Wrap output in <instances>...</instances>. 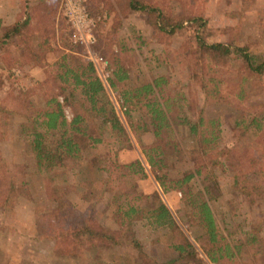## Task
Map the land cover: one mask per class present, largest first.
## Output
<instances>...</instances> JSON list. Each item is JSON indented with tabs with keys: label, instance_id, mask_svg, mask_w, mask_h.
Listing matches in <instances>:
<instances>
[{
	"label": "trees",
	"instance_id": "obj_1",
	"mask_svg": "<svg viewBox=\"0 0 264 264\" xmlns=\"http://www.w3.org/2000/svg\"><path fill=\"white\" fill-rule=\"evenodd\" d=\"M61 2L37 0L33 8L36 10L35 18L39 22L60 18ZM92 2L94 0H85L86 5ZM170 2L126 0V6L122 4L121 9L123 13L137 11L142 14L160 39H165L164 35L171 37L185 28L195 26L191 40L183 44L182 48L200 66V70L193 74L201 82L203 90L220 95L217 90L218 76L215 72L211 76L207 75V58L218 60L219 65L231 64L233 61L241 67V71H238L240 86L236 98L239 101L248 100L250 95L246 88L252 79L260 80L264 74V50L252 48V44L250 46L247 42L239 43L236 39L219 40L204 12L198 11L187 16L175 14L169 8ZM88 9L90 11V7ZM26 15L6 26L0 16L1 48L9 49L15 40L26 47L28 44L30 48L33 39L28 27L33 10H29ZM121 24L122 19L117 12L114 26L108 29L109 34L104 36L97 32L96 47H103L102 53L112 72L109 84L120 93L123 113L141 144L146 161L139 157L122 161L116 158V154L108 160L102 155L97 156L104 144H112L118 149L132 148L134 141L114 102L106 93V86L95 65L82 60L76 53L62 51L53 66V84L49 80L46 82V87H49L42 92L40 103L29 101L31 106L18 114L21 118L16 122V140L23 148V164L12 165L0 151V209L11 200L34 194H31L30 175L38 173L44 176L45 184L43 198L37 200V229L32 237L52 240L54 256L57 259L66 258L68 263L65 264H189L190 260H198L197 248L180 228L160 191H141L134 185L135 181L149 176L150 167L163 193L176 190L186 196L185 200L191 205L192 221L206 234L205 249H208L210 260L214 264H237L233 247L223 242V231L205 191H189L187 187L195 177L204 183L211 182L214 168L221 165L225 169V159L234 160L231 151L227 154L220 148L221 120L207 117L203 110L196 119L181 112L175 113L168 95L164 93L168 83L165 76L151 80L141 75L138 69L139 74L133 77L128 48L117 34ZM116 44L119 48H111L108 53L107 49ZM251 102L255 108L249 116L237 115L233 122L241 128V138L246 136L249 128H253L256 133V152L250 153L249 147L242 148L243 154L233 161V169L229 167L232 169L229 171L231 187L235 192L262 196L264 100L259 104L251 98ZM66 106L76 108L71 119L66 115ZM136 111L139 115L135 122ZM169 115H174L178 124L187 127L186 138L194 145L188 149L194 168L192 172H172L169 162L184 153V150ZM148 131L154 134V140L144 143L142 134ZM240 147L239 144V151ZM93 156H96L95 160ZM94 165L96 168L88 171ZM79 171L82 176L74 183L61 184L62 176L66 181L70 173H77L78 176ZM97 171H102L104 176L98 178ZM102 185L107 188L105 191L110 192L105 216L112 223L108 226L84 216L70 198V187L93 195ZM138 227L143 230L144 238L139 235ZM167 249L176 254L169 260L162 259Z\"/></svg>",
	"mask_w": 264,
	"mask_h": 264
},
{
	"label": "rangeland",
	"instance_id": "obj_2",
	"mask_svg": "<svg viewBox=\"0 0 264 264\" xmlns=\"http://www.w3.org/2000/svg\"><path fill=\"white\" fill-rule=\"evenodd\" d=\"M121 1L94 0L90 5L87 3V7L93 12L92 15L100 16L95 29L96 36L97 32L104 36L109 34L108 29L114 26L115 15L118 12L122 24L118 27L117 34L128 48V60L132 61L130 63L132 76L139 74L138 69L141 75L151 80L165 76L168 83L165 85L164 93L168 95L172 109L176 110L175 113L181 112L196 119L203 110L207 117L221 120L220 148L227 154L231 151L234 160L230 161L226 158L225 169H222L221 165L214 168L211 182L204 183L202 179L195 177L187 187L189 191H197V189L205 191L218 225L223 231L225 239L223 242L230 243L236 252L235 263L264 264V193L262 196L259 194L248 196L235 192L231 187L229 171L233 161L243 154L242 148L249 147L250 153L256 152L254 143L256 133L253 128H249L246 136L241 138V128L233 121L237 115L248 117L253 111L255 107L251 105L254 104L251 98L259 104L264 100V74L260 80L252 79L246 88L247 94L250 95L248 100L239 101L236 95L240 86L237 81L240 78L238 74L241 71L240 64L230 60L231 64L219 65L218 60L211 61L207 58L209 65L206 67L207 75L211 76L215 72L218 76L215 78L218 80L217 90L220 91L218 92L220 95L205 92L201 82L193 74L196 70H200V66L195 64L194 59L185 54L182 48L183 44L191 40L195 26L185 28L171 37L164 35L165 39H160L142 14L137 11L123 13L121 5L126 6V0L120 3ZM36 3L37 0H0V16L5 26L20 17L25 18L26 13L33 10L31 24L28 27V33L33 39L30 42L32 51L28 44L26 47L18 40H15V44L9 49L0 47V151L2 156L16 166L22 165L25 159L22 157V145L16 140V122L21 118L18 114L24 113V108L31 106L28 104L29 101L40 103L42 92L47 91L49 87H46V82L53 79L55 72L53 66L61 52H73L82 60L89 61L84 47L72 45L70 27L62 14L55 21L39 22L35 18L36 10L33 9ZM168 5L173 13H182L181 15L184 16L198 11L204 12L219 40L236 39L239 43L247 42L250 46L252 44V48L264 50V0H171ZM104 14L106 18L103 17ZM237 25L238 28L234 30ZM1 33L0 30V35ZM102 48L99 49L95 45L94 53L103 56L107 61ZM111 48L116 50L119 47L117 44L112 45L107 49L108 53ZM106 93L114 102L134 145L132 148L120 149L112 144L100 145L97 156L102 155V158L108 160L116 154V158L122 161L137 157L146 161L140 148L141 144L137 141L123 113L119 91L110 85L106 87ZM75 110V107L66 106L65 112L69 119L73 117ZM134 115L136 122L139 114L136 111ZM170 118L185 153V156L181 153L169 162L172 165V172L177 170L192 172L194 168L188 149H192L194 145L186 138L187 127L178 124L174 115ZM142 140L144 143H150L154 140V134L151 131L145 132L142 134ZM239 144L242 146L240 151L237 149ZM93 159L95 160L96 156H93ZM95 168L96 165L88 171ZM148 172L149 176L146 179L137 180L134 185L141 191H160L180 228L197 248L199 259L190 260L189 264H214L210 260L208 249H205L206 234L192 221L191 205L185 200L186 196L176 190L163 193L150 167ZM32 174L30 175L31 194H34L11 200L0 209V264L68 263L66 258L57 259L54 256L52 240H38L32 237L37 229V209H39L37 200L43 198L45 184L44 176L38 173ZM76 174L70 173L66 181L62 176L61 184L74 183L82 176L80 171L78 176ZM86 174L88 175L89 172ZM97 176L101 178L104 173L97 171ZM69 189L70 198L84 216H90L104 226L111 225L112 221L105 216L110 192L105 191L107 188L104 185L100 186L98 192L93 195H87L82 190L76 191L71 187ZM138 232L142 238L145 237L139 227ZM145 244L149 245L148 242ZM173 253L171 249H167L162 259L169 260L176 255Z\"/></svg>",
	"mask_w": 264,
	"mask_h": 264
},
{
	"label": "built area",
	"instance_id": "obj_3",
	"mask_svg": "<svg viewBox=\"0 0 264 264\" xmlns=\"http://www.w3.org/2000/svg\"><path fill=\"white\" fill-rule=\"evenodd\" d=\"M60 13L70 27L72 45L86 49V57L95 65L105 86H110L112 72L108 63L103 56L94 53L93 49L97 42L95 29L100 16L92 15L84 0H62ZM103 17L106 18V14Z\"/></svg>",
	"mask_w": 264,
	"mask_h": 264
}]
</instances>
